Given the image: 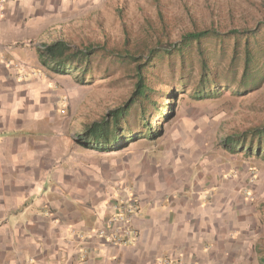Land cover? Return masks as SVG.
<instances>
[{"label": "rangeland", "instance_id": "374dc122", "mask_svg": "<svg viewBox=\"0 0 264 264\" xmlns=\"http://www.w3.org/2000/svg\"><path fill=\"white\" fill-rule=\"evenodd\" d=\"M55 6L44 15L51 24L49 34L29 37L23 44L28 56L15 64L16 80L26 82L24 104H16L17 117L25 121L24 138L0 145L1 166L33 167L25 173L26 188L40 191L29 210L47 216L44 221L50 228L44 234L52 238L54 232L69 230L80 262L88 255L84 245L88 240L111 247L131 245L138 237L136 215L158 205L162 216L178 218L184 246L192 244L196 233L216 231L218 245L233 242L229 247L245 249L256 264L264 257V159L230 146L226 139L263 124L264 75L250 89L235 91L233 80L218 94L195 98L191 82L174 86L180 74L176 67L173 81L166 80V85L156 81L158 87L176 91V96L162 117L148 115L151 133L139 136L142 127L134 126L128 135L136 140L102 150L84 145L77 131L127 100L135 63H113L96 54L88 74L68 68L55 71L39 50L63 39L74 48L94 44L115 53L141 52L138 61L143 62L153 46L176 42L196 29H257L264 39V0H65ZM230 54L231 46L220 56L216 70L227 64ZM212 57L211 65L219 54ZM158 64L155 61L154 66ZM187 75L196 80L195 64ZM3 145L12 148L10 157ZM126 199L138 207L129 219V242L107 243L96 233L104 227L114 201ZM78 214L85 221L94 217L95 224L75 229ZM174 230L175 224L166 231L171 235ZM204 246L205 251L210 249L209 244ZM65 252L59 245V255L48 263L64 264ZM170 256L164 253L156 264H174Z\"/></svg>", "mask_w": 264, "mask_h": 264}, {"label": "crops", "instance_id": "0c3cea01", "mask_svg": "<svg viewBox=\"0 0 264 264\" xmlns=\"http://www.w3.org/2000/svg\"><path fill=\"white\" fill-rule=\"evenodd\" d=\"M64 1L0 0V145L8 146L7 143L23 139L25 135L22 131L25 121L19 118L20 115L17 117L19 107L16 108V104H24L26 82L16 80L15 70V64L24 63L23 57L28 56L23 44L29 37L49 34L51 24L44 19V15L52 13L55 5ZM3 148L10 152L7 154L10 157L12 148L4 145ZM27 171H33V167L0 165V264H26L29 258L34 259L33 264H49L48 259L53 260L54 254L59 255L56 253L59 245L65 248L67 254L64 264H156L157 257H162L164 253L174 258V264H254L245 249L229 247L233 242L218 245L215 239L220 232L209 230L196 233L192 244L184 246V237L181 238L184 233L179 231L178 218L162 216L158 205L147 206L144 214L136 215L133 224L138 237L131 245L111 247L98 240H88L84 244L88 255L78 262L69 230L58 234L54 232L50 238L44 234L50 228L44 221V218L48 220L47 216L30 213L29 207L39 200L36 197L40 190L26 188ZM33 179L36 180V176ZM17 213L23 216L22 220L15 218ZM94 224V217L85 221L80 219L79 214L73 221L75 229H86ZM173 224L176 230L170 235L166 230ZM205 244L210 245L208 251H205ZM258 262L262 264L264 257H259Z\"/></svg>", "mask_w": 264, "mask_h": 264}, {"label": "trees", "instance_id": "16d2710c", "mask_svg": "<svg viewBox=\"0 0 264 264\" xmlns=\"http://www.w3.org/2000/svg\"><path fill=\"white\" fill-rule=\"evenodd\" d=\"M260 33L261 30L247 28H233L223 32L210 27L196 29L183 33L176 42L153 46L149 50L148 59L143 62L138 61L139 57H142L141 52L126 50L123 53H115V49L94 44L74 48L63 39L41 46L39 52L45 64H49L48 68L55 71H66L68 68L80 71L81 74L91 71V58L96 54L112 58L113 63H135L132 74L134 80L127 100L77 131L76 136L84 145L105 150L113 149V146H125L129 141L136 140V137L128 134L139 127H142L141 133L138 132L139 136L151 133L148 115L162 117L166 104L176 96V91L170 92L163 86L158 87L156 81L162 85L167 84L166 80L173 81L176 77V67L180 74L174 86H186L191 82L192 96L195 98L208 96V92L218 94L221 86L227 88L233 80H237V92L258 85L264 75V39L260 38ZM229 46L231 54L227 64L216 70L220 65V56ZM216 52L219 59L215 58L211 65L209 62ZM151 56L152 59H149ZM155 61L159 64L154 66ZM194 64L198 68V75L192 82L189 80L191 78L186 79V76L192 73ZM161 71L165 72L161 74ZM166 99L169 100L167 103ZM134 126L137 128L134 129ZM226 140L230 146L235 145L250 154L255 152L264 159V122L259 127L233 134Z\"/></svg>", "mask_w": 264, "mask_h": 264}, {"label": "built area", "instance_id": "2783aa9c", "mask_svg": "<svg viewBox=\"0 0 264 264\" xmlns=\"http://www.w3.org/2000/svg\"><path fill=\"white\" fill-rule=\"evenodd\" d=\"M117 200L112 204L107 215L104 227L97 231V235H101L106 238L107 243L113 245H122L129 242V236L131 235L130 229H128L129 219L133 214L137 212V206L133 201Z\"/></svg>", "mask_w": 264, "mask_h": 264}]
</instances>
